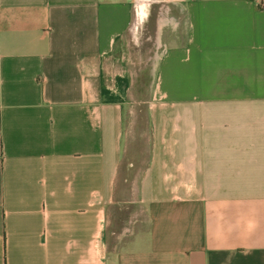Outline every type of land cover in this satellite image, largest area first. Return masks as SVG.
Instances as JSON below:
<instances>
[{"label": "crops", "instance_id": "obj_1", "mask_svg": "<svg viewBox=\"0 0 264 264\" xmlns=\"http://www.w3.org/2000/svg\"><path fill=\"white\" fill-rule=\"evenodd\" d=\"M0 264H264V0H0Z\"/></svg>", "mask_w": 264, "mask_h": 264}, {"label": "rangeland", "instance_id": "obj_2", "mask_svg": "<svg viewBox=\"0 0 264 264\" xmlns=\"http://www.w3.org/2000/svg\"><path fill=\"white\" fill-rule=\"evenodd\" d=\"M148 9V10H147ZM159 4L146 8V17L136 26L131 34L129 44L124 49L125 60H128L132 75V87L127 100L130 112L126 116L125 132L128 138V155L137 153L146 154L151 137V128L148 120V104L152 87V64L156 53V19ZM125 65L123 60H120ZM131 85V83H130ZM131 179V177H130Z\"/></svg>", "mask_w": 264, "mask_h": 264}]
</instances>
